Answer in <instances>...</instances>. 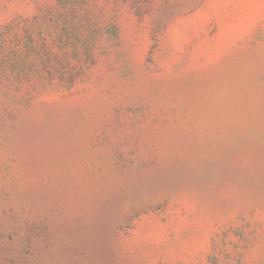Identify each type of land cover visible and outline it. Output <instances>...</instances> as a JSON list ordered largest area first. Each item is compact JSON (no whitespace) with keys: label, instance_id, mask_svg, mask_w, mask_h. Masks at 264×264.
I'll return each instance as SVG.
<instances>
[{"label":"rangeland","instance_id":"obj_1","mask_svg":"<svg viewBox=\"0 0 264 264\" xmlns=\"http://www.w3.org/2000/svg\"><path fill=\"white\" fill-rule=\"evenodd\" d=\"M0 264H264V0H0Z\"/></svg>","mask_w":264,"mask_h":264}]
</instances>
